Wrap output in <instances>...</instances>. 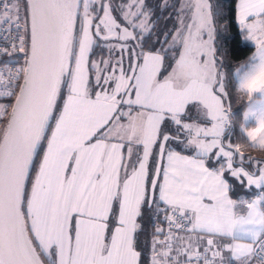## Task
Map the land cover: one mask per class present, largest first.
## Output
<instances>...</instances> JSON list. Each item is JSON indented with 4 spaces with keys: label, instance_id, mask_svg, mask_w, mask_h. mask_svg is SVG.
I'll return each instance as SVG.
<instances>
[{
    "label": "snow or ice",
    "instance_id": "snow-or-ice-1",
    "mask_svg": "<svg viewBox=\"0 0 264 264\" xmlns=\"http://www.w3.org/2000/svg\"><path fill=\"white\" fill-rule=\"evenodd\" d=\"M161 5L149 46L145 0H0V264H264V0L228 72L223 12Z\"/></svg>",
    "mask_w": 264,
    "mask_h": 264
},
{
    "label": "trees",
    "instance_id": "trees-1",
    "mask_svg": "<svg viewBox=\"0 0 264 264\" xmlns=\"http://www.w3.org/2000/svg\"><path fill=\"white\" fill-rule=\"evenodd\" d=\"M181 0H169V3H174L179 6ZM116 2L120 3L121 0H116ZM237 0H211V3L214 6L215 10L222 11L223 16L220 18L222 20V24L217 29L216 34V46L219 49V55L221 56L224 64V71L228 72L230 69L234 68L235 65L243 62L247 58H249L253 52V46L246 44L243 41L242 35L239 31V28L235 22V7ZM146 3L150 4L153 13L151 19L155 22V31L152 33V38L149 40V46L152 44H156L157 41L160 43L164 40V34L173 33V29L176 25V18L174 15V10L172 9H164L163 5L159 9L156 8L158 0H146ZM224 25L227 26V30H225ZM171 38H169L170 43ZM167 47V45H164ZM101 49L104 50V47L95 49L96 55L94 59L99 61L100 59H104L103 54L101 53ZM170 63V61H169ZM240 105H234V109L239 110ZM231 137L234 142H239L240 140V130L239 127H234L231 130ZM251 151V150H250ZM255 152H251L253 155ZM248 152H246V155ZM255 155V154H254ZM237 192L244 196L245 198H252L253 193L255 191L246 192L241 189H237ZM145 224L150 232V223L145 219Z\"/></svg>",
    "mask_w": 264,
    "mask_h": 264
},
{
    "label": "rangeland",
    "instance_id": "rangeland-1",
    "mask_svg": "<svg viewBox=\"0 0 264 264\" xmlns=\"http://www.w3.org/2000/svg\"><path fill=\"white\" fill-rule=\"evenodd\" d=\"M145 2H146V0H145ZM237 3H238V1H237ZM165 38V37H164ZM171 42V41H170ZM101 53L103 54V56H104V59H107L108 58V50L106 49V48H104V50H102L101 49ZM101 57V56H100ZM100 57H99V60H100ZM246 152H250V150H248V151H246ZM255 154V155H254ZM253 154V156H260L261 154L260 153H258V152H255ZM244 191H246V192H250V191H256L255 189H252V190H244Z\"/></svg>",
    "mask_w": 264,
    "mask_h": 264
},
{
    "label": "crops",
    "instance_id": "crops-1",
    "mask_svg": "<svg viewBox=\"0 0 264 264\" xmlns=\"http://www.w3.org/2000/svg\"><path fill=\"white\" fill-rule=\"evenodd\" d=\"M237 1H238V0H237ZM118 3H119V2H118ZM180 3H181V1H180ZM180 3H179V4H180ZM236 4H237V2H236ZM236 24H237V23H236ZM176 25H177V22H176ZM177 26H178V25H177ZM177 26H176V27H177ZM237 26H238V28H239V25H238V24H237ZM239 31H240V28H239ZM240 33H241V31H240ZM241 35H242V33H241ZM242 38H243V41H244L246 44H249V45L253 46L250 42H247V41L244 40L243 35H242ZM170 41H171V40H170ZM170 43H171V42H170ZM170 43H169V44H170ZM253 48H254V46H253ZM254 51H255V49H254ZM177 150H180V149H177ZM182 154H188V153H187V152H182ZM249 191H250V190H249Z\"/></svg>",
    "mask_w": 264,
    "mask_h": 264
},
{
    "label": "built area",
    "instance_id": "built-area-1",
    "mask_svg": "<svg viewBox=\"0 0 264 264\" xmlns=\"http://www.w3.org/2000/svg\"><path fill=\"white\" fill-rule=\"evenodd\" d=\"M152 220L155 221V217H153ZM150 229H151V225H150Z\"/></svg>",
    "mask_w": 264,
    "mask_h": 264
}]
</instances>
